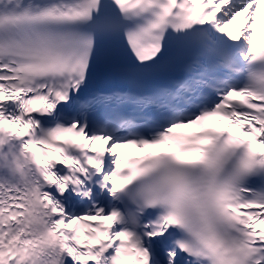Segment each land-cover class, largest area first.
Masks as SVG:
<instances>
[{
	"label": "snow or ice",
	"instance_id": "6c2138e0",
	"mask_svg": "<svg viewBox=\"0 0 264 264\" xmlns=\"http://www.w3.org/2000/svg\"><path fill=\"white\" fill-rule=\"evenodd\" d=\"M258 26L264 0H0V264H264Z\"/></svg>",
	"mask_w": 264,
	"mask_h": 264
},
{
	"label": "bare ground",
	"instance_id": "6f19581e",
	"mask_svg": "<svg viewBox=\"0 0 264 264\" xmlns=\"http://www.w3.org/2000/svg\"><path fill=\"white\" fill-rule=\"evenodd\" d=\"M264 33V28H261L258 26L256 36L254 37V40L258 39L262 34Z\"/></svg>",
	"mask_w": 264,
	"mask_h": 264
}]
</instances>
